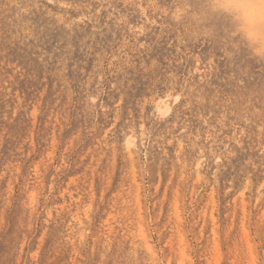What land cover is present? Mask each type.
Listing matches in <instances>:
<instances>
[{
    "label": "rangeland",
    "instance_id": "374dc122",
    "mask_svg": "<svg viewBox=\"0 0 264 264\" xmlns=\"http://www.w3.org/2000/svg\"><path fill=\"white\" fill-rule=\"evenodd\" d=\"M211 0H0V264H264V59Z\"/></svg>",
    "mask_w": 264,
    "mask_h": 264
},
{
    "label": "clouds",
    "instance_id": "9594fccd",
    "mask_svg": "<svg viewBox=\"0 0 264 264\" xmlns=\"http://www.w3.org/2000/svg\"><path fill=\"white\" fill-rule=\"evenodd\" d=\"M212 9L232 18L252 55L264 59V0H211Z\"/></svg>",
    "mask_w": 264,
    "mask_h": 264
}]
</instances>
